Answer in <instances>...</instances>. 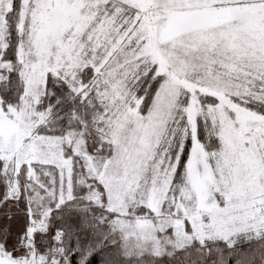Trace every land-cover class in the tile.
I'll use <instances>...</instances> for the list:
<instances>
[{
	"label": "snow or ice",
	"instance_id": "6c2138e0",
	"mask_svg": "<svg viewBox=\"0 0 264 264\" xmlns=\"http://www.w3.org/2000/svg\"><path fill=\"white\" fill-rule=\"evenodd\" d=\"M0 264H264V0H0Z\"/></svg>",
	"mask_w": 264,
	"mask_h": 264
}]
</instances>
